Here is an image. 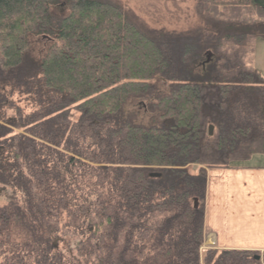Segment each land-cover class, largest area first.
<instances>
[{
  "label": "trees",
  "instance_id": "1",
  "mask_svg": "<svg viewBox=\"0 0 264 264\" xmlns=\"http://www.w3.org/2000/svg\"><path fill=\"white\" fill-rule=\"evenodd\" d=\"M199 13L203 47L111 0H0V264H264L202 250L207 172L264 169V0Z\"/></svg>",
  "mask_w": 264,
  "mask_h": 264
},
{
  "label": "rangeland",
  "instance_id": "2",
  "mask_svg": "<svg viewBox=\"0 0 264 264\" xmlns=\"http://www.w3.org/2000/svg\"><path fill=\"white\" fill-rule=\"evenodd\" d=\"M111 1L122 7L129 16V18L133 22H135L144 32H146L151 36L174 35L181 39L183 38L190 39L189 40L190 42L196 43V45L198 44L197 46L199 47H203V45H206L207 42H209L212 36L215 37L217 35L215 31L216 24L209 19H205L201 17L199 13V5L201 0H111ZM66 9L67 8L65 6L63 11L67 12ZM41 43H43L42 40H38L34 42L35 51L42 50L40 46ZM254 50H255V55L252 66L264 78V39H257L254 41ZM203 62L204 61H202L201 63ZM0 67H1V62H0ZM191 71H194L196 74H201L202 72L200 67L197 66L194 67V65L191 67ZM168 83H164L163 86L165 89L169 88ZM130 109L131 111L134 112L138 111L140 120H143L145 124L149 123V117L151 115L150 116L144 115L143 110L137 104L131 105ZM249 164H251L252 166H264V156H259L254 158L252 161L249 162ZM197 168H198L197 166L192 167L193 170H196ZM217 171H221V169L210 170L207 172V190H208L209 177H210L209 180L215 177L221 179L222 177L221 172L218 173ZM231 179L232 178H230V180ZM220 187L221 190L227 189V185H220ZM213 195H216V193H214ZM5 196H6V192L0 189V204L6 201ZM213 198L215 199L211 203V207L209 211H207V205H206L205 228L209 217L213 221L218 217V215H220L221 218L222 214H224V212H220L221 209L223 208L222 205L227 208H233V209L235 208V210L233 211L236 213L237 216H239L240 213L246 210L247 208V204H241V203L237 204L232 202L228 203L227 199L225 198H221V202H220L219 199L217 201L216 196H213ZM237 209H241V212L240 213L236 212ZM229 216H231V213L229 214ZM227 224L228 226L233 227L236 231L238 229L241 231L245 229L243 225L233 222V219H231L228 216H227ZM213 228L214 227L211 225V230H213ZM214 230L215 233H217V230L215 228ZM215 233H213V231L209 232L206 230L204 246L202 250H208V249L221 250V251L231 250V249L222 250L221 248H219L220 245L219 243L218 244L216 243Z\"/></svg>",
  "mask_w": 264,
  "mask_h": 264
},
{
  "label": "crops",
  "instance_id": "3",
  "mask_svg": "<svg viewBox=\"0 0 264 264\" xmlns=\"http://www.w3.org/2000/svg\"><path fill=\"white\" fill-rule=\"evenodd\" d=\"M217 172H221V179L215 177L209 180L210 177L208 178L207 211L210 210L211 203L215 199L213 196H216L217 201L219 199L220 202L221 198H225L228 203L247 204V208L242 212L241 209H237L236 212H241L237 216L233 211L235 208H227L222 205L223 208L220 212H224V214L221 218L218 215L213 221L209 217L205 232L207 230L215 233L214 228L217 230L215 239L222 250L264 252V169L221 170ZM230 178L232 179L230 180ZM220 185H227V189L221 190ZM214 193L216 195H213ZM230 213L231 216H229ZM227 216L233 219V222L243 225L245 229L241 231L236 227L238 229L236 231L233 227L228 226ZM211 225L214 227L213 230H211Z\"/></svg>",
  "mask_w": 264,
  "mask_h": 264
},
{
  "label": "water",
  "instance_id": "4",
  "mask_svg": "<svg viewBox=\"0 0 264 264\" xmlns=\"http://www.w3.org/2000/svg\"><path fill=\"white\" fill-rule=\"evenodd\" d=\"M205 57H206V61H205V63H203V66H205L206 64H209L210 63L211 58L213 57V54L210 51H208L205 54ZM213 132H214L213 126H210L209 127V136L210 137L213 136ZM151 177H153V178H159L160 175H151ZM197 204H198L197 201H195V207H197ZM256 259L259 260L260 258L259 257H256Z\"/></svg>",
  "mask_w": 264,
  "mask_h": 264
}]
</instances>
